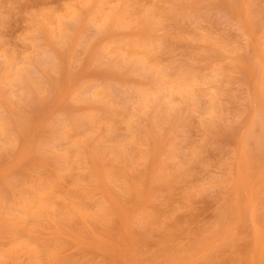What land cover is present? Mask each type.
Returning <instances> with one entry per match:
<instances>
[{
	"label": "rangeland",
	"instance_id": "374dc122",
	"mask_svg": "<svg viewBox=\"0 0 264 264\" xmlns=\"http://www.w3.org/2000/svg\"><path fill=\"white\" fill-rule=\"evenodd\" d=\"M0 264H264V0H0Z\"/></svg>",
	"mask_w": 264,
	"mask_h": 264
}]
</instances>
